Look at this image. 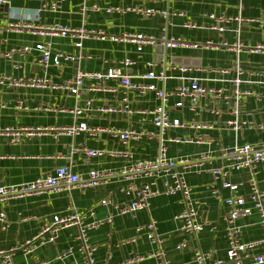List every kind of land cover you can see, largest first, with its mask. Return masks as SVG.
Instances as JSON below:
<instances>
[{"label":"crops","instance_id":"crops-1","mask_svg":"<svg viewBox=\"0 0 264 264\" xmlns=\"http://www.w3.org/2000/svg\"><path fill=\"white\" fill-rule=\"evenodd\" d=\"M43 0H7L6 11L0 12V77L14 79L44 77L45 70L39 65V53L24 48H35L37 44L51 43L53 53L62 52L81 56L75 62H63L60 67L50 66L47 76L54 83H62L72 78L77 72L105 73L111 68H120L132 75L133 82L152 84V80H144L148 74L149 63L161 65L187 66L191 69L186 75L199 78L209 87L224 89L230 92L232 85L221 82V75L215 71L231 69L238 61L246 71L244 80L251 78L249 72L264 70V51L252 52L255 48H264V0H62L57 10L43 11L38 20L34 14L42 6ZM3 6V8H4ZM137 7L152 8L160 14L154 17H142L132 9ZM98 8L99 10H95ZM109 8H119L122 13L109 14ZM23 11L27 17L18 18L17 12ZM227 16L233 20L227 24V30H212L214 21L209 15ZM17 16V17H16ZM241 18L244 21L239 22ZM35 23L37 25H62L74 29H85L97 34L102 32L106 39L97 36L82 41V47L75 44L79 38L51 37L34 35L22 27L8 29L13 23ZM186 23L195 24L196 28L185 27ZM145 34L158 39L180 38L189 43L206 44L212 42L217 47L211 48H175L167 50V57L159 59L158 45L145 46L141 52L137 45L122 37L126 34ZM117 37L120 40H112ZM226 42L228 48L223 47ZM241 43L244 47L237 52L232 47ZM231 47V48H230ZM13 52V53H12ZM12 53V56H7ZM126 59L135 64L125 69L121 62ZM186 64V65H184ZM174 77L168 79L165 88L173 89L181 84L177 79L178 71L168 72ZM234 73L222 79L234 78ZM256 81V77H252ZM88 82L81 91L80 97L49 89L0 86V127L43 128L47 131L40 136L19 144L8 142L0 136V185L19 186L54 174L58 167L66 166L84 180L89 178L91 170L110 174L97 188L83 187L78 184L68 189L45 192L34 196L15 198L8 203H0V211L7 214L10 227L0 234V249H10L19 243L36 236L43 226L51 221L54 215H67L72 212L82 213L94 209L93 220L105 223L88 232L91 244L98 247L94 254L95 264L126 263L132 257L144 259L133 264H159L149 254L158 247L152 244L144 233L137 235L136 228L147 224L150 220L157 222V233L163 240L162 247L166 258L173 264H194L196 250L212 252L215 258L225 259L228 249L225 218L229 208L225 200L232 196L229 190L222 187L223 179L215 181L207 171L210 168L226 166L222 149L235 145L264 144V84L242 85V90L252 91L254 95L245 97L240 104L242 125L238 132L227 123L234 119L227 105H216V111L208 102L202 100L195 111L187 108L175 109L176 98L167 105L170 116L180 119L188 126L197 123H210L212 130L195 131L191 128L172 129L163 134L165 140L172 138H193L202 143L168 142V155L173 158H185L193 167L186 172V180L192 188V197L199 202V219L210 224L196 236L181 230V224L175 217L181 212V196H158L151 200L147 211L138 212L134 217L116 216L114 209L103 206V200H112L115 204H128L133 194L123 190L131 184L138 186L150 182L147 177L127 179L124 170L140 161L154 160L159 153L161 134L153 125V117L148 112L159 104L154 92L139 94L130 93L133 107L139 113L127 117L110 115L98 111L107 105H116L122 98V91L115 80L106 81L107 92H90L88 87L96 85ZM162 88L163 84H158ZM92 104L87 107V102ZM21 107L19 108V103ZM85 109L82 115H75L74 110ZM144 112V113H140ZM86 122L89 126L100 128L136 129L156 131L153 137L144 136L126 148L119 140L107 133L90 136L82 133L78 136L58 135L53 132L57 127H69ZM212 141V144H208ZM85 149L104 150L125 154L131 151L133 158L120 155H105L100 158H88ZM210 153L209 162L205 166H197L201 154ZM195 165V166H194ZM181 169V167H179ZM257 180L264 190V163L257 167ZM250 172L243 170L233 172L227 180L240 185L237 195L248 196L250 192ZM219 191L218 195L214 191ZM248 206H252L248 202ZM113 217L111 222L106 220ZM241 226V240L245 242L261 240L264 236L259 223V216L254 212L251 216L238 220ZM78 228L72 227L60 232L55 243L42 246L35 254L25 255L18 252L14 264H37L51 261L59 254L72 248L74 253L66 260V264H83L79 252L80 241L77 238ZM137 238L136 242H130ZM186 242V247L179 251L177 246ZM53 264H60L54 262Z\"/></svg>","mask_w":264,"mask_h":264},{"label":"built area","instance_id":"built-area-1","mask_svg":"<svg viewBox=\"0 0 264 264\" xmlns=\"http://www.w3.org/2000/svg\"><path fill=\"white\" fill-rule=\"evenodd\" d=\"M62 0H43L42 6L35 12L34 16L38 20L39 15L47 10H57ZM7 3V0H0V8ZM99 10L98 8H94ZM133 12L142 17H154L160 12L152 8L137 7L132 9ZM109 14L114 12L122 13L124 10L119 8H109L107 10ZM18 18L27 17L23 11L17 12ZM16 16V17H17ZM209 18L214 21L211 26L212 30L224 32L227 30V24L233 19L227 16H216L214 14L209 15ZM239 22L244 20L237 19ZM8 29H18L20 27L27 29L34 35L51 36V37H76L79 38V42L75 44L77 48L82 47V41L90 38L91 36H97L98 38L105 40L106 35L102 32L96 33L94 31H87L83 28L74 29L67 26L56 25H37L35 23H16L9 24ZM187 28H196L193 23H186ZM122 39L137 45V51L141 52L145 46H156L159 43L166 49L175 48H211L217 47L212 42L206 44L189 43L180 38H165L160 39L145 34H126ZM112 40L119 41L117 37H113ZM223 47L228 48L226 42L222 43ZM241 43H237L232 47L237 52L243 49ZM231 48V47H230ZM32 50L39 53V65L45 70L44 77H31V78H19L14 79L8 76L0 77V86L9 85L17 87H29L37 89H49L54 91L68 92L76 97H80L81 91L87 86L88 82L95 81L96 85L88 87L90 92H107L109 89L104 85L106 81L115 80L118 88L122 91V98L116 105H107L98 108L99 112L107 113L110 115H123L131 117L137 113L133 107V101L130 97L132 91H136L139 94H145L147 92H154L159 104L154 110L148 112L153 117V125L161 134L159 153L154 160L140 161L132 164L130 167L124 170V176L127 179H135L138 177H147L151 181L144 183L140 186L131 184L123 191L128 195L133 194V199L130 203L122 205L115 204L112 200H103V206H110L114 209L116 216H131L134 217L138 212L147 211L150 208V202L153 198L166 195V196H181L182 209L181 212L175 217V220L181 224V230L189 235L196 236L203 232L205 228L210 224L199 219V202L192 197V188L189 186L186 180V172L193 167L192 162L185 158H173L168 155L167 143H202L203 141L195 140L193 138H172L165 140L163 134L172 129H185L191 128L195 131L200 130H212L213 124L210 123H197L187 125L180 119H173L170 116V111L167 109L172 98H176L177 102L174 105L175 109L187 108L189 111H195L200 105L202 100L208 102L207 106H212L213 110H216L218 104L227 105L230 108V113L234 119L230 120L227 125L232 127L233 130L238 132L240 125H242V114L240 110V104L243 98L254 95L252 91L242 90L244 83L248 84H264V70L249 72L248 80H244L243 76L246 71L241 67L239 62L231 69H219L215 71L221 77L229 76L234 73V78L230 80L216 79L221 82H229L232 85L230 92L224 89H217L209 87L203 83V80L194 77H188L186 74L191 71L187 66H175V65H161V69L157 70V64L149 63V72L142 77L144 80H152V84H144L133 82L132 75L120 68H111L105 73L100 72H77L72 78L62 82L54 83L50 77L47 76V71L50 66L60 67L63 62H75L81 56H75L62 52L53 53L51 43L37 44L35 48H24L25 52H31ZM252 52L264 51V48H255ZM13 53V52H12ZM12 53L7 56L11 57ZM135 63L126 59L121 62V65L126 70L131 68ZM178 71L180 76L177 77L181 81V84L173 89L167 90L165 84L168 79H172L168 75V72ZM256 77V81L252 79ZM163 84V87H158V84ZM92 104V101L87 102V107ZM21 107V102L19 103ZM85 109H77L72 112L75 115H82ZM140 113H144L141 112ZM261 130H264V125L260 126ZM43 128H15V127H0V136L5 138L8 142L19 144L26 142L35 136H40L44 133ZM55 136L68 135L78 136L82 133H87L90 136H96L101 133H107L114 137L119 138L120 142L126 147L130 148L133 142L141 140L144 136L153 137L156 131L136 130V129H116V128H100L89 126L86 122H81L74 126L69 127H57L53 129ZM209 141L208 144H212ZM224 158L226 159V166L222 168H210L209 171L215 181L222 180V187L229 190L232 196L225 200V204L229 208V213L225 218L226 222V236L228 240V249L226 251L225 259H218L214 257L212 252H206L203 250H196L194 255V264H264V236L261 240L245 242L241 240V226L237 224L238 220L251 216L254 212L259 216V223L264 233V190H261L257 180V167L264 163V144H244L242 146L235 145L230 148L222 149ZM85 154L88 158H100L105 155L117 157L124 155L125 157L133 158L131 151L120 154L117 152H106L104 150H92L85 149ZM210 153L201 154L200 161L197 166H205L206 162H209ZM195 166V165H194ZM181 167V169H179ZM246 170L250 172V192L248 196L237 195L236 192L240 188V185L231 183L227 178L233 172H239ZM110 174L91 170L89 178L84 180L79 174L74 173L70 168L66 166L58 167L54 174L41 177L33 182L22 184L19 186H2L0 185V203H8L9 201L26 196L39 195L45 192H52L61 189H68L75 185H82L83 187L97 188ZM215 195L219 194V191H214ZM248 202L252 206H248ZM94 209L87 210L82 213L72 212L67 215H54L51 221L47 222L40 232L26 240L23 243L10 248L0 249V264H14V257L18 252H23L25 255L35 254L42 246L55 243L61 231L77 227L78 228V240L80 241L79 252L83 257V264H95L94 254L98 247L91 244L89 241L88 232L94 228L103 225L104 221L93 220L87 222L89 217H94ZM111 216L106 220L112 221ZM10 227L7 214L4 211H0V234L5 232ZM137 235L144 233L147 239L158 249L151 254L148 258L156 259L159 264H173L166 258V252L162 247L163 240L157 233V222L150 220L147 224L138 226L136 228ZM137 238L131 239L130 242H136ZM186 242H182L177 246V250L181 251L186 247ZM74 253L72 248L59 254L51 261H41L37 264H53L59 262L60 264H66V260ZM143 257H132L126 263L120 264H133L135 262L143 260ZM107 264V263H106Z\"/></svg>","mask_w":264,"mask_h":264},{"label":"water","instance_id":"water-1","mask_svg":"<svg viewBox=\"0 0 264 264\" xmlns=\"http://www.w3.org/2000/svg\"><path fill=\"white\" fill-rule=\"evenodd\" d=\"M5 8H6V6H4V8H3V7L0 8V12H2V11H4V10L6 11ZM158 50H159V53H158V54L160 55V58H159L160 60H161V59H164V58L167 57V52H168L167 50H168V49H166V48H165L164 46H162L160 43L158 44ZM184 65H186V64H184Z\"/></svg>","mask_w":264,"mask_h":264}]
</instances>
